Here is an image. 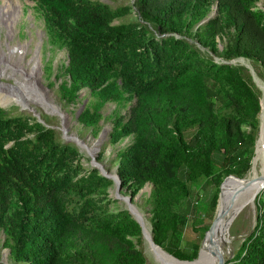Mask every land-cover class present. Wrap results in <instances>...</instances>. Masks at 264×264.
<instances>
[{
    "label": "trees",
    "instance_id": "trees-1",
    "mask_svg": "<svg viewBox=\"0 0 264 264\" xmlns=\"http://www.w3.org/2000/svg\"><path fill=\"white\" fill-rule=\"evenodd\" d=\"M36 1L52 38L68 49L61 97L75 102L81 88L90 90L95 102L78 113L84 125L97 122L108 100L129 105L113 124V141L136 133V141L120 151L118 173L125 183L153 182L155 242L179 258L195 256L196 249L172 243L190 202L180 204L178 197L187 198L191 183L206 175L216 182L214 204L222 175L214 174L215 167L237 177L250 167L261 91L246 66L229 60L245 56L264 68L262 13L251 8L252 0H216L217 14L203 24L208 34H226L222 59L215 60L173 33L181 11L208 0H135V20L122 19L131 10L127 4ZM75 150L35 116L0 107V230L13 264H59L75 228L89 237L94 264H144L125 235L128 226L138 231L137 222L126 211L101 214L108 202L93 195L111 179L74 162ZM102 215L110 216L100 220ZM223 264H264V200L258 222Z\"/></svg>",
    "mask_w": 264,
    "mask_h": 264
},
{
    "label": "rangeland",
    "instance_id": "rangeland-1",
    "mask_svg": "<svg viewBox=\"0 0 264 264\" xmlns=\"http://www.w3.org/2000/svg\"><path fill=\"white\" fill-rule=\"evenodd\" d=\"M19 1L21 2V8L17 11L16 19L6 26V22L4 21L7 19V16H10V12H4V5L7 0H0V88L7 86L17 91L24 86L29 85V83H32L34 86L36 85L35 82L25 83L26 85H24L20 73H22L27 79L28 76L35 75L34 72L36 71L39 75V82L46 87L49 96L62 107L63 113L61 114L59 111L51 109L46 103H43L44 99L41 95H35L30 98L24 97L23 101L20 100L21 102L3 100L0 98V107H2L8 114L18 112L30 114L41 120V122L53 127L56 135L60 139L65 142L74 143L76 147L73 154L74 162L80 163L85 168H95L100 173L109 175L112 182L107 186L98 187V189L93 192L95 197H101L103 201L108 202L105 209H101V211H104L101 214L110 212V214L116 215L119 211H126L129 216L137 222L139 229L137 231L135 228L128 226L126 227L127 233L125 235L138 249H140L144 256V264H167L159 260L155 261L154 258L147 253L146 238L143 227L135 219V214L133 212V209L135 208L134 210H138L142 213L150 226V235L153 238V227L151 223L153 215V182L151 180H145L142 184H137L134 180H130L125 183L118 173L120 151L136 141V133L131 132L120 137L117 141H113V124L115 116L119 113L126 114L129 105L126 103L117 104L113 100H108L101 107L100 117L94 125H84L80 122L78 117H76V114L84 107L92 105L95 102V98L91 95L90 90L87 87L80 89L75 102H67L61 97L59 93V84L68 79V74L65 69L68 63V49L65 45L58 44L52 38V35L45 25L44 10L36 0ZM100 1L109 3L113 6L127 4L130 6L131 10L124 14L122 19L135 20L137 14L135 6L133 5L135 0ZM251 8L260 11L264 18V0H252ZM216 14V0H208L195 4L191 3L173 20V23L177 28L173 33L175 35L187 36L188 39L194 42L199 48L209 50L208 53L215 60H221L222 57L218 52L222 50L226 42V34H208V28L203 26L209 18L214 17ZM189 32H191L192 35H187ZM8 43L21 45L22 50L17 53L18 58L16 57V54L5 53L8 51ZM210 46H214L216 51L211 50ZM240 58L249 60L251 63V69L244 63H241L239 61ZM229 61H232L234 64H242L248 68L254 84L261 91L260 100L263 102L264 90L258 82L259 86L257 85V80H255L256 78L254 79L255 75L253 77L251 70L255 71L256 75L264 83V68L259 62L250 60L245 56H238ZM20 64H23V67H20ZM26 102L32 104L37 111L24 108L23 105L27 104ZM261 109L262 103L260 102L258 132L256 138L257 142L262 128H260V116L262 117L263 112V110L261 112ZM188 131L189 130L186 131V135L188 133L187 136L191 134L192 130ZM256 141L254 143V148ZM86 144L92 147L91 151L85 149ZM254 154L255 153H253L252 156ZM252 156L249 169L244 174H237L245 176L239 178H246L248 174L251 173L253 163ZM215 173H222L221 180L218 184L216 203H212V194L216 182L214 179H210V177L206 175L199 176L197 180L191 183L190 194L187 198H185L186 196H183V194H180L178 197L180 204L184 205L185 201L188 199L190 202L185 209V221L180 226L179 232L176 237L173 238L172 243L179 247H189L191 250L196 249L195 256L186 258L191 261L183 262H191V264H194L199 261L192 260L197 256L200 248L201 251L203 250L204 244H202L201 247V243L207 229L216 215L221 182H225L229 178L227 175L236 174L234 172L225 174L221 171L219 166L215 167L214 174ZM205 181H209L207 187L202 185ZM104 197H106V200ZM262 200H264V188L261 189L257 195L254 213L246 209L231 222L230 232L233 237L234 250L231 255L226 257L227 259L233 256L239 248L242 240L251 232L255 224L258 222L259 204ZM109 216L110 215H102L100 220ZM95 221L97 220L95 219ZM208 234L205 236L203 243ZM6 242H8V238L4 230L1 229L0 261L6 264H13L10 247ZM88 242L89 237L82 235V230L77 228L73 229L69 233L65 248L60 254L59 264H94V260L88 249ZM157 244L168 251V249L161 244Z\"/></svg>",
    "mask_w": 264,
    "mask_h": 264
},
{
    "label": "bare ground",
    "instance_id": "bare-ground-1",
    "mask_svg": "<svg viewBox=\"0 0 264 264\" xmlns=\"http://www.w3.org/2000/svg\"><path fill=\"white\" fill-rule=\"evenodd\" d=\"M20 8L21 2L19 0H7L6 4L4 5V12H10V16H7V19H5L4 21L6 22V26L11 24L14 19H16L15 17L17 11ZM21 50V45L8 43V51L5 53L16 54V57L18 58L17 53H19ZM239 61L241 63L248 64L251 67V63L249 60L240 59ZM20 67H23V64H20ZM253 72L256 78L255 80H257L261 88L264 90V83L256 75L255 71ZM34 74L35 75L28 76L27 79L25 78V76H23L22 73H20V76L23 80L24 85H26L25 83L29 82H35L36 85L33 86L32 83H29V85L24 86L22 89H19L17 91L15 89H12L11 87H2L0 88V98L3 100H14L18 102L20 100L23 101L24 97L30 98L35 95H41L44 99L43 103H46L51 109L57 110L62 114V107L49 96L46 91V87L41 82H39L38 73L35 71ZM26 103L27 104L23 105L24 108H29L31 110L37 111L32 104H29V102ZM261 103L263 112L261 111L262 121L260 124V128H262L259 139H257L258 142L256 155L252 164L251 173L248 174L246 178H236L237 176L230 175L232 177L229 176V178L222 183L220 197L217 204L215 223L212 229L207 231L206 235L208 233L209 234L205 242L203 243L204 239L202 241V244H204L203 250L201 251L203 258L194 264H213L218 259L219 255L223 257H228L229 255H231L234 250L233 237L231 236L232 234L230 232L231 222L246 209L254 213L257 195L259 191L263 189L260 180H258V177L261 173L260 171L264 170V99L263 102L261 100ZM85 149L91 151L92 147L86 144ZM134 209L133 212L136 218L142 223L146 238V251L150 256L154 258L155 261L159 260L167 264H191V262H183L182 260L174 258L171 254H169V252H166L165 250L154 244L150 236V226L148 222L146 221L142 213Z\"/></svg>",
    "mask_w": 264,
    "mask_h": 264
},
{
    "label": "water",
    "instance_id": "water-1",
    "mask_svg": "<svg viewBox=\"0 0 264 264\" xmlns=\"http://www.w3.org/2000/svg\"><path fill=\"white\" fill-rule=\"evenodd\" d=\"M229 62H232V61H229ZM245 65H247L250 69H251V67L248 65V64H245ZM251 73H252V75H253V77H254V72H253V70H251ZM254 79H255V77H254ZM256 83H257V81H256ZM257 85H258V83H257ZM259 86V85H258ZM260 102H261V100H260ZM76 117H78V113L76 114ZM260 124H261V116H260ZM263 147H264V143H263ZM256 149H257V141H256V144H255V148H254V155L252 156V161H254V158H255V155H256ZM253 164V163H252ZM104 174V173H103ZM104 175H106V176H108V177H110L109 175H107V174H104ZM258 180H260V182H261V185H262V187L264 188V170L263 171H261V173H260V175H259V177H258ZM223 182V181H222ZM222 182H221V185H222ZM221 185H220V191H221ZM219 197H220V192H219ZM218 201H219V198H218ZM218 204V203H217ZM217 212V211H216ZM135 219L141 224V226H142V223L136 218V216H135ZM215 220H216V215H215V217H214V219H213V221L211 222V224H210V226H209V228L207 229V231L208 230H211L212 229V227H213V225H214V223H215ZM207 231H206V233H207ZM206 235V234H205ZM151 236V235H150ZM205 237V236H204ZM151 239H152V241L154 242V244H156L157 246H159L161 249H163L160 245H158L154 240H153V238H152V236H151ZM204 239V238H203ZM202 244V243H201ZM163 250H165V249H163ZM165 251H167V250H165ZM168 252V251H167ZM174 258H176V259H178V260H182V261H191V260H187V259H182V258H179V257H177V256H175L174 254H172L171 252H169ZM214 254H215V252H214ZM203 258V255H202V253H201V248H200V250L198 251V254H197V256L192 260V261H196V260H200V259H202ZM227 260V258L226 257H223V256H221V255H219V257H218V259L213 263V264H223L225 261Z\"/></svg>",
    "mask_w": 264,
    "mask_h": 264
}]
</instances>
